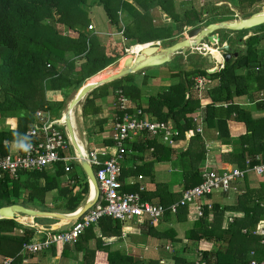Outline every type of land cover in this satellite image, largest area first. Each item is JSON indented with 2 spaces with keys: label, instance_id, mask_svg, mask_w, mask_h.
<instances>
[{
  "label": "trees",
  "instance_id": "obj_1",
  "mask_svg": "<svg viewBox=\"0 0 264 264\" xmlns=\"http://www.w3.org/2000/svg\"><path fill=\"white\" fill-rule=\"evenodd\" d=\"M129 1L89 0L88 3V0H0V155H7L8 144L14 143L18 137L27 136L29 141L31 137L27 132L32 129L37 112L47 113L53 109H61L71 91L78 92L87 79L116 64L125 56V49L152 42H159L163 46L171 45L182 35L185 28H203L214 22L232 20L234 12L231 9L248 18L254 13L248 14L246 11L264 0H235L232 6L227 5V0H207L201 5L199 0ZM95 5L102 8L115 31L121 33L124 43L114 42L109 37L106 45L102 46L98 37L92 31L86 30L90 25L89 9ZM154 10H160L172 22L169 25L154 23ZM119 12L123 13L121 19ZM121 22L124 26H121ZM59 25L67 33H75L76 38L62 36L57 28ZM257 29L254 36L241 42L242 50L228 43L229 50L237 56H232L217 72L207 73L194 65H186L191 69L185 70L179 64L185 58L181 56L168 64V75L174 79V83L160 94L144 98L141 85L135 84L136 75L130 74L104 84L86 96L82 104L84 116L100 113L95 101L105 97L108 89L114 92V98L116 92L121 91L129 99L130 113L141 110L142 116L151 115L164 123L170 121L171 129L177 130L174 140L189 142L188 148L180 154L182 190L178 194H171L162 183L156 184L152 193H147L146 190L140 193L138 187L143 186L141 180L145 177L154 184L153 164L168 160L172 150L162 145L157 138L145 139V133L123 140L121 148L125 153L120 159V181L124 191L139 192L141 201L164 208L178 202L184 190L201 181L200 165L207 155L203 139L204 128L215 130L216 138L221 144L233 146L232 152L220 156L224 163L240 169L245 168L246 159L250 165L264 163V116L253 118L249 109L234 102L239 97L253 98L256 95V109L264 111V100H258L264 95V53H259L258 50L259 42L264 38V25ZM217 34L219 35L218 32ZM219 38L220 44L227 41L220 35ZM73 58L82 60L78 70ZM198 77L216 81L217 85L199 95L193 90L194 79ZM148 78L144 76L142 84ZM51 91L60 92L64 100L53 102L47 97V92ZM259 95L261 97L258 98ZM198 112L203 118L202 135L195 132L199 121H193ZM120 115L121 112L115 109L114 118L116 116L117 122L121 121ZM112 132L111 126V134ZM111 143L115 151V142L112 139ZM146 152L149 154L145 158ZM60 155H70L69 149ZM143 155L142 166L127 169L123 167L127 157L140 160ZM76 166L80 167L76 163L70 165L73 171L69 173V185L63 188L62 178L67 173L62 162L52 168L51 174L43 170L19 172L16 178L5 174L0 179V208L17 204L22 191H26L28 196L26 202L20 205H34L38 201L41 205L39 207H42L45 195L58 190V199L61 202L59 207L62 211L69 214L75 212L87 200L89 190L85 181L82 189L74 192L79 183ZM251 174L258 177L255 173ZM138 176L142 179L138 180ZM128 178L132 179L131 184L124 183ZM41 179L45 182L43 187H39ZM244 184L245 192L237 197L234 207L221 208L214 204L208 208V205L203 204L202 216L184 234L187 241L196 245L198 261H188L178 256L174 250L170 257L173 264L264 262V235H255L257 223L264 220V182L257 188H250L246 180ZM155 197L158 198L157 203L152 202ZM52 209L59 210L58 207ZM225 210L241 211L244 216L233 218L223 227ZM187 211L190 210L186 206L178 207L174 220L185 222ZM166 213L169 214L170 211ZM210 215L212 218L209 220ZM43 221L45 220L36 219L37 224ZM125 225L120 221L102 217L96 225L85 229L75 242V251L83 254L82 264H160L158 260L135 258L125 250L112 249L107 244L109 240L119 241L121 229ZM155 225L150 226L146 221L140 227L149 236L155 232ZM35 233V229L24 227L15 218L1 219L0 257L11 258L13 264H19L21 251L24 246L32 243ZM160 239H167L173 244L181 242L177 240L172 229L164 231ZM91 241L95 243L92 248ZM51 248V255L64 258L68 254L59 244ZM160 249L161 246L153 250Z\"/></svg>",
  "mask_w": 264,
  "mask_h": 264
},
{
  "label": "crops",
  "instance_id": "obj_2",
  "mask_svg": "<svg viewBox=\"0 0 264 264\" xmlns=\"http://www.w3.org/2000/svg\"><path fill=\"white\" fill-rule=\"evenodd\" d=\"M124 1H129V0H124ZM227 1H230V4H232L233 2L235 3V0L233 2L231 0H227ZM91 10L92 9L90 8L89 14L93 16V14H91L92 13ZM160 13L162 15L161 17L163 18V22L162 21L157 22L155 21V19H153L154 23L166 24L165 23L166 18L169 20V22L167 23L172 22L171 19L167 15L162 13L160 10H157V14L160 15ZM118 14L121 19L123 17V13L119 12ZM92 16L90 17L91 19L89 18V20L91 21L90 24H92L93 22ZM108 25H111L109 20L106 22V24H101V27H104L105 29L99 30L97 29L96 25L95 26L93 25L94 30H92V32L94 31L93 33L98 37V39H101L103 41L104 40L107 41V39L111 37L114 42L124 43L121 33L115 31L114 26L112 25L108 26ZM121 26H124L122 25V22H121ZM189 29L190 28H185V30H189ZM247 33L248 34H246L245 37L252 36L251 34L252 32H247ZM73 35L77 36L75 33H73ZM233 40L231 41L227 40L226 43L233 44ZM152 43L160 44L159 42H152ZM152 43H147V44H152ZM134 47L136 46H133L132 48ZM126 56L127 55L125 54V56L119 59L117 62H119L122 59H125ZM184 57L186 58V55ZM73 60L75 62L76 70H78L80 64H82V60L81 59L75 60V58H73ZM212 61L213 62L215 61L213 57H212ZM214 63L217 66L218 64H220L216 62ZM109 68L115 69L116 66L110 65L104 70L100 71L98 74L104 72L105 70ZM160 69H163L167 72L168 67L162 65ZM187 69L189 70V67ZM146 71L147 70L140 71L139 74L141 75L142 78L144 76H147ZM217 71L218 70H216L215 72ZM210 73H212V71H210ZM98 74H96L95 76H97ZM139 74L137 72L134 75L137 76ZM95 76L91 78H94ZM155 78L156 77H151V78L149 77L146 80L145 84H142L144 82L139 84L141 86L148 87L147 90L149 92V97L155 96L163 91H166L171 85L170 79H162L160 81V84L159 82L155 84V82H153L154 81L153 79ZM150 79L152 80V82ZM158 84L159 86H157ZM216 85H217L216 81H211L209 85V89L215 87ZM152 89L153 91L151 92L150 90ZM154 92H156V94L150 95V93H154ZM76 93L77 92H74V91H71V93H69L61 109H53L47 112V116L50 121L55 122L58 120H62V118H64V112L66 110V107L69 101L74 97ZM141 93L144 98H148V96L142 92V89H141ZM47 97L51 99L53 102H62L64 100L62 94L57 91L47 92ZM259 97L261 96L259 95L258 98ZM85 98H83L73 110L72 119H73V125H74L76 138L78 139V142L80 143V145L83 147L84 152L85 151L95 152L98 155L99 159L103 161V160L108 159L114 153V147L111 145L112 143H111V138H110L111 126H112L113 118L115 115L114 92L111 89H108V94L105 97L99 98L95 101L97 106L100 108V113L98 114H91L87 116L83 115L82 104ZM256 98H257L256 95L253 98L248 97V96H243V97L236 98L234 102L236 104L241 105L242 107L248 108L252 112L253 118H260L264 116V111H260L256 109V104H257L256 102H258V101H255ZM258 100H264V95H262V97ZM243 132L244 130L242 129L241 133ZM216 134L217 133L215 130L204 128L203 139H204V144L206 147L207 155L205 157L204 162L200 165L202 171L203 169L208 168V167L216 168L218 171H222L230 166H233V165L224 163L220 159V156L222 154L224 155V154H228L232 152L233 146L229 144H221L216 138ZM160 143L170 148L172 150V154L170 155L168 160L156 162L153 164L154 184L152 183V181L149 180V178H146V177L143 178V180H141V183L144 186L147 193H152L153 190L155 189V185L158 183H162L163 185L167 186L169 193L178 194L182 190V184H183L182 159L180 157V154L181 152H184L188 148L189 142L186 140H181V141L174 140V143L172 145L164 144L162 141H160ZM13 144L14 143L8 144V147H9L8 154H16L20 152V149L14 148ZM148 154L149 152H146L145 158H146V155ZM136 159L134 157H131V158L127 157L123 163V167L127 169V168L134 167V166H142L144 155H143V158H141L140 160H136ZM79 168L82 171L81 167ZM71 170L73 171V168ZM70 171L66 172L67 175L62 178V185H61L62 188L69 185L68 181H69ZM46 172L48 174H51V172H53V169H48L46 170ZM78 175H79V181H78L79 183H77L76 187L74 188V192L80 191L85 181L87 182L86 176L84 175L83 171H82V174L78 173ZM244 179L246 180L250 188H257L262 182H264V174L256 177L254 174L252 175L251 173H249L247 177ZM244 179L233 182L231 185V189L226 193L215 192L211 194L210 196L206 197L204 200L199 202L201 205V208H203V204L208 205V207H211L214 204L219 205L221 208L234 207L237 202V197L245 192V184H244L245 180ZM133 180H136V179H133ZM124 183L131 184L132 179L130 178L125 179ZM44 184H45L44 180L41 179L39 181V187H43ZM90 193H91V187H90ZM89 195H88V198H89ZM27 196H28V193L26 191H22L19 195V199H17V202H18L17 204L26 202ZM58 196H59L58 190L50 191L45 195L44 206H42L45 208L39 207L41 205L38 201H35L34 205L28 204L25 207L32 208V209L39 210V211H44V212H54V213L69 215V213H65V211H62V208L59 207L61 205V202L59 201ZM152 202L157 203L158 198L155 197L152 200ZM57 207L59 208V210L52 209V208H57ZM189 210L190 211H187L185 214V218H186L185 222H182V223L176 222L174 220V216L177 212L175 214H171V213L168 214L165 212L167 215L164 213V215L155 225V228H153L155 232H153L149 236L146 235L147 232L144 231L142 227H140L141 225L136 224V223H133L131 225L130 223H127L121 229V238L119 239V241L113 239V240H109L107 244H110L112 249L125 250L126 253L129 250L131 251L130 255H132L133 253L136 254V255L134 254L132 255L135 258H140L142 260H158L160 262L164 261L165 259L163 257L162 259L161 258L157 259L156 254H161L159 252L162 249L163 251H165L164 247L169 246L171 247V249H173V252L175 250L179 253L178 256L183 257L188 261L196 262L198 261V258H199L198 254H196V245L192 242L187 241L184 237V234H185V231L190 227V225L193 222H195L197 219H199V217H197V212H196L197 205L190 206ZM243 216H244V213L241 211L225 210L223 222H222L223 227H226L232 221L233 218H242ZM211 218L212 217L210 215L209 220ZM36 219H42L45 221H43L40 224H37ZM15 220H17L20 224L24 225L25 227H30L33 225V228L36 231L35 236H34L35 241L39 240L42 237V235L38 232L40 229H43L46 232L47 231L49 232L50 231H67L71 228L73 224L72 221L56 220V219H51V218H30L28 216H16ZM46 220H49V221H46ZM167 229H172L176 233L177 240H180L181 242L177 244L176 243L173 244L171 241H168L167 239L159 240V238L162 237L163 232L166 231ZM96 232L98 233L97 230ZM261 233H264V220L259 221L255 228V235H261ZM122 234H124L125 236L122 237ZM146 241L148 242V244H151V245L150 246L145 245ZM159 242H163L166 244H163V243L159 244ZM94 244H95L94 241H91L90 247L91 248L94 247ZM115 245L117 246L115 247ZM154 245H159L162 247V249H160L159 251H154L153 250ZM143 246H145L147 250H145ZM142 247L143 249L141 251V249L139 248H142ZM50 248L47 250L41 251L39 253H36V254H33V253H27L24 255L21 254V259H20L19 264H82V257H83L82 252L68 251V254L64 258H61L60 256L51 255L52 248L51 249ZM148 250H150V252L154 254H152V256L148 254L149 256L145 257V255L142 252H146ZM165 252L167 253V255H171V253H168V251H165ZM166 253L164 254L166 255ZM1 259L2 257H0V261Z\"/></svg>",
  "mask_w": 264,
  "mask_h": 264
},
{
  "label": "built area",
  "instance_id": "obj_3",
  "mask_svg": "<svg viewBox=\"0 0 264 264\" xmlns=\"http://www.w3.org/2000/svg\"><path fill=\"white\" fill-rule=\"evenodd\" d=\"M233 18L234 20L239 19L240 16L235 13ZM91 30H94V27L90 24L87 27V31ZM248 37L244 39L246 40ZM206 46L207 43L196 50L204 49ZM128 52L129 50L125 49L127 55ZM222 67L223 60L221 59V63L218 66L214 65L212 68L206 69V72L210 73L213 70H220ZM210 83L211 81L208 79L202 77L195 78L193 90L197 91L200 95L209 89ZM128 105L129 99L123 96L121 91H117L114 98V108L121 112V121L117 122L116 116L113 118V132L110 138L115 142V151L111 155L112 157L110 156L108 159L102 161L95 152L85 151L84 158L92 169L98 187V197L95 204L79 219L73 221L71 228L67 231L46 232L40 229L38 232L42 237L37 241L33 239L31 244L24 246L21 251L22 255L27 253L36 254L49 249L55 244L61 246L75 244L84 230L92 225H96L102 217H108L124 224L132 222L143 225L147 221L148 225L153 226L166 211L175 214L178 207L186 206L189 209L192 205H197V217H201L202 208L199 202L207 196L215 192H228L233 182L246 178L251 172L257 176L264 174V163L250 165L248 159H246V165L243 169L230 166L222 171H218L216 168L208 167L201 172L200 183L190 189L184 190L181 193L180 200L169 208H164L148 201H141L139 192L141 193L145 190L143 186L138 187L139 192H126L120 181L122 173L120 159L125 153L124 149L121 148L122 141L129 138V136L131 138L145 133V139L151 140L157 138L164 144L172 145L174 137L177 136V130L175 128L171 129L172 123L170 121L164 123L159 122L151 117V115L142 116L141 110L130 113ZM202 119L200 112L196 113L193 117L194 122L199 121L195 132L200 135L203 132ZM27 135L31 137L28 142L32 145L28 152L20 151L16 154L0 155V179L5 174L16 178L19 172L46 171L52 169L59 162L64 164L65 172L71 170L70 165L75 163L80 164V158L66 134L63 118L62 120L52 122L49 120L47 113L37 112L36 121L32 129L27 132ZM68 149L72 150V154L68 156L60 155ZM141 179L142 177L138 176V180ZM88 183L89 185L91 184L89 179ZM30 227H33V225ZM261 235H264V233H261ZM124 236L122 234V237ZM157 247L159 246H154L153 249L157 250ZM164 249L168 253L173 252V249L169 246H165ZM0 264H13V259H1ZM250 264H264V262L257 263L252 261Z\"/></svg>",
  "mask_w": 264,
  "mask_h": 264
},
{
  "label": "water",
  "instance_id": "obj_4",
  "mask_svg": "<svg viewBox=\"0 0 264 264\" xmlns=\"http://www.w3.org/2000/svg\"><path fill=\"white\" fill-rule=\"evenodd\" d=\"M264 5L259 4V6ZM264 25V10L254 13L250 15L248 18H239L238 20H223L217 23H211L207 26L201 28H190L186 33H183L177 40L171 45L161 46L160 44H151V46L147 47L145 51L140 52L139 56L136 58L135 62H140L143 58H152L154 62L147 64L141 68L131 67L132 59L125 58L124 68L119 72L108 76L107 78L100 80L99 82L83 85L78 92L74 95V97L69 101L66 110L64 112V125L66 134L68 139L70 140L71 145L77 152L80 158V167L86 176L89 178L90 183L94 186L95 192L91 198H87L84 204L76 210L71 215H65L54 212H44L35 210L32 208H27L20 204H13L9 206H3L0 208V220L1 219H12L16 216H31L32 218H51L56 220H66V221H74L80 218L85 212H87L96 202L98 197V187L93 175L92 169L90 165L85 160L84 156L81 154V150L76 141V134L73 125V110L80 103V101L85 98L90 92L97 89L98 87L108 84L112 81L119 80L125 76L130 74H136L142 70L152 67H159L168 63L173 62L176 58L181 56H185L190 53L192 50H196L206 43L211 46L216 45L220 42L219 35L217 32L219 31H230V32H243L246 30H251L253 28H257L259 26ZM240 41V40H239ZM207 47V46H206ZM222 52V60L223 63L228 62L232 56H237L236 53H232L229 50L228 44L225 43L221 47ZM199 55H196L195 59H198ZM207 60L211 63V56H207ZM134 62V63H135ZM191 67H189V70ZM216 70H213L214 73ZM90 194V190L88 195ZM64 250L66 251H75V245H64Z\"/></svg>",
  "mask_w": 264,
  "mask_h": 264
},
{
  "label": "rangeland",
  "instance_id": "obj_5",
  "mask_svg": "<svg viewBox=\"0 0 264 264\" xmlns=\"http://www.w3.org/2000/svg\"><path fill=\"white\" fill-rule=\"evenodd\" d=\"M94 1H97V0H94ZM207 0H199V4L201 5V4H205V2H206ZM232 2L234 1V0H231ZM91 2V1H90ZM130 2V1H129ZM264 2V1H263ZM263 2H261V3H259V4H262ZM88 3H89V0H88ZM93 3V2H92ZM228 4H230V1H227V5ZM259 4H257V5H255V6H253L251 9H249V10H247L246 11V13H248V14H250V13H257V12H260V11H263L264 10V5H261V6H259ZM220 5V4H219ZM229 6V5H228ZM230 6H232L231 4H230ZM92 10H91V14H93V16L92 15H88V18H90L91 16H92V20H93V22H92V24L95 26H97V29H105L104 27H101V24H106V22L108 21L107 20V18H106V16H105V14H104V12H103V10H102V8L99 6H94V7H92L91 8ZM233 10V9H232ZM159 12V11H158ZM233 12L235 13L236 11L235 10H233ZM237 13V12H236ZM97 14H98V16H97ZM100 14V15H99ZM152 14H153V18L155 19V21H157V22H159V21H162L163 22V18L161 17L162 15H161V13H160V15H158L157 14V10H154L153 12H152ZM241 18H247V17H245V16H240ZM91 19V18H90ZM232 20H234L233 18H232ZM235 20H237V19H235ZM91 22V21H90ZM167 22H169V20L166 18V21H165V23H166V25H169L170 23H167ZM91 24V25H92ZM92 25V26H93ZM108 26H111V25H108ZM57 28H58V30H59V32L62 34V36H69V37H71V38H76V36L75 35H73V33H71V32H68L67 33V31L65 30V28L62 26V25H59V26H57ZM86 30H87V28H86ZM109 30V29H108ZM258 29L257 28H253V29H251V30H246V31H243V32H240V33H234V32H230V31H227V30H225V31H219L218 33H219V35L221 36V38H225V39H227V40H229V41H231V40H233L234 38V40H233V45L234 46H236V48L238 49V50H242L243 49V46H242V44H241V42H243V41H245V35L246 34H248L247 32H252L251 34H252V36H254L256 33V31H257ZM92 31V30H91ZM94 32V31H93ZM187 32V30H184L183 32H182V34L183 33H186ZM99 36V35H98ZM105 36V35H104ZM239 36H241V38H239ZM251 36V37H252ZM240 40V41H239ZM99 42H100V44L102 45V46H105L106 45V40H101V39H99ZM225 43V42H224ZM224 43H222V44H220V42H219V45H216V46H214V47H212L211 45H207V47H211L212 49H220L221 48V46H223L224 45ZM239 43V44H238ZM160 45L161 46H163L161 43H160ZM137 46V45H136ZM144 46H148V45H144ZM164 47V46H163ZM207 47H205L204 49H200V50H192L190 53H188L189 55L186 57V58H184V59H182L181 61H179V64L180 65H182V67H183V69H185L186 70V68H187V66L186 65H191V66H196L197 68H199V69H206V68H212L215 64L214 63H210L207 59H206V55L208 54V52L210 53V51L209 50H207ZM131 49V48H130ZM130 49H127V50H130ZM258 50H259V52H261V53H264V38L262 39V40H260V42H259V45H258ZM218 51H220V52H218ZM217 52L219 53V55H220V53H221V50H218ZM232 53H234L233 51H231ZM210 54H212V53H210ZM196 55H199V58L198 59H195V57H196ZM212 56H213V54H212ZM221 56V55H220ZM128 57H129V52H128ZM193 58V59H192ZM214 60H219V61H217V62H220V59L218 58L217 59V56H216V59L214 58ZM215 62V61H214ZM169 64V63H168ZM168 64H165L164 66H166V67H168L169 65ZM171 64V63H170ZM118 65V62L116 63V64H114V66H117ZM161 68V66H159V67H153V68H147V69H145V70H147L146 72H147V76H149L150 78L151 77H156L155 79H153L154 81L153 82H155V84L156 83H158L159 82V84H160V81L162 80V79H170L171 80V84H173L174 83V79L172 80L171 79V77L168 75V70H167V72L165 71V70H163V69H160ZM135 78V84L136 85H139V84H141L142 82H143V79H142V77H141V75L139 74V75H137L136 77H134ZM151 80V79H150ZM151 82H152V80H151ZM159 84L157 85V86H159ZM157 86H156V88H157ZM153 88H155V87H153ZM141 89H142V92L145 94V95H147L148 97H149V92H148V87L147 86H141ZM151 92L153 91V89L152 90H150ZM156 91H157V89H156ZM164 92V91H163ZM71 93V92H70ZM162 93V92H161ZM154 94H156V92H154V93H150V95H154ZM160 94V93H159ZM146 96V97H147ZM248 109V108H247ZM69 153L70 154H72V150L70 149L69 150ZM76 168V171L78 172V173H80V174H82V171L80 170V168L79 167H75ZM83 176V175H82ZM163 242H159V244H162ZM163 244H166V243H163ZM145 245H148V246H150L151 244H148V242L146 241L145 242ZM117 245H115V247H116ZM139 249H141V251H142V249H143V247L142 248H139ZM127 253L128 254H131V251H127ZM144 255H145V257H148L149 255L150 256H152V254H154V253H152V252H150V250H148V251H146V252H142ZM159 253H161V254H156L157 256V259L158 258H161L162 259V257L166 260V262H165V260L164 261H161L160 262V264H173L172 262H170V257H171V255H167V253L165 252V251H163V249L159 252ZM164 253H166V255L164 254ZM134 254V253H133ZM132 254V255H133ZM149 254V255H148ZM176 254H178L179 255V253H177V251H176ZM134 255H136V254H134ZM163 262V263H162Z\"/></svg>",
  "mask_w": 264,
  "mask_h": 264
},
{
  "label": "bare ground",
  "instance_id": "obj_6",
  "mask_svg": "<svg viewBox=\"0 0 264 264\" xmlns=\"http://www.w3.org/2000/svg\"><path fill=\"white\" fill-rule=\"evenodd\" d=\"M144 45H138V46H136L134 48L131 47V49L129 50V57L128 58L132 59L131 67L141 68V67H143V66H145L147 64H150V63L154 62V59H152V58H143L140 62H135V60L139 56L140 52L145 51V49L147 47L151 46V44H146L148 46H144ZM207 50H209L210 53L213 54V56H212V54H210L208 52V54L211 55L213 58L216 59V56H217V59L218 58L220 59V62H217L219 60H217V61L215 60L216 63H221V56L217 52L218 51L217 49H212L211 47H207ZM124 61L125 60H122V61L118 62V65L116 66L115 69L109 68V69L105 70L104 72L98 74L94 78H91V79L87 80V82L84 85H88V84H93V83L99 82L100 80H103V79L107 78L108 76H111L112 74H115V73L119 72L120 70H123ZM76 141H77V144L79 145V148L81 150L82 156H84L85 152H84L83 147L80 145V143L78 142L77 138H76ZM90 187H91V193L89 195V198H91L94 195V192H95L94 186L92 184L90 185ZM28 217L32 218L31 216H28Z\"/></svg>",
  "mask_w": 264,
  "mask_h": 264
},
{
  "label": "clouds",
  "instance_id": "obj_7",
  "mask_svg": "<svg viewBox=\"0 0 264 264\" xmlns=\"http://www.w3.org/2000/svg\"><path fill=\"white\" fill-rule=\"evenodd\" d=\"M233 11V10H232ZM236 13V12H235ZM235 13L233 14V16L235 15ZM239 16H241L239 13H237ZM241 18V17H240ZM234 19V18H233ZM238 20V19H237ZM224 43V42H223ZM226 43V42H225ZM224 43V44H225ZM207 45H209L208 43H207ZM216 45H219V43H217ZM216 45H214V46H216ZM214 46H212V47H214ZM132 47V46H131ZM131 47H129L128 49H130ZM217 50H221V48L220 49H218L217 48ZM218 52H220V51H218ZM222 50H221V53H220V55H222ZM126 54V53H125ZM127 55V54H126ZM207 56H211V55H209V54H207ZM206 56V57H207ZM211 58H212V56H211ZM221 59H222V57H221ZM211 63H214L213 61L211 62ZM215 64V63H214ZM224 64V63H223ZM206 69H209V68H206ZM205 69V70H206ZM13 147L14 148H17V149H21V150H23V151H25V152H28L30 149H31V147H32V145H31V143H29L28 142V137L27 136H24L23 138H17V140L14 142V144H13ZM79 166H80V164H79ZM44 171V170H43ZM87 179V183H88V179L89 178H86ZM91 185V184H90ZM90 185H89V183H88V186H89V190H90ZM89 190H88V192H89ZM92 208V207H91ZM74 213V212H73ZM73 213H70L69 215H71V214H73ZM79 219V218H78ZM77 220V219H76ZM75 221V220H74ZM73 222V221H72ZM24 226V225H23ZM25 227V226H24ZM30 228H33V227H30ZM75 245V244H74Z\"/></svg>",
  "mask_w": 264,
  "mask_h": 264
}]
</instances>
